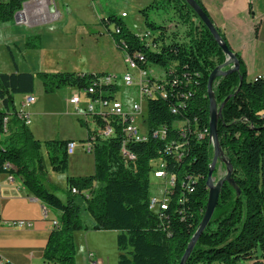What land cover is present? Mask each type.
I'll return each instance as SVG.
<instances>
[{
    "label": "trees",
    "instance_id": "1",
    "mask_svg": "<svg viewBox=\"0 0 264 264\" xmlns=\"http://www.w3.org/2000/svg\"><path fill=\"white\" fill-rule=\"evenodd\" d=\"M29 1L0 0V25L14 22L15 15ZM195 1L206 12L201 1ZM160 11L167 16V24L150 19L152 12ZM140 13L150 34L145 40L115 17L102 24L118 50L145 56L146 63L140 64L143 69H164L168 98L148 102L149 127L166 126L175 132L176 123L189 121L192 129L198 130V141H192L184 162L173 169L186 185L178 186L172 196L165 222L149 210L153 195L150 163L159 157L154 142L134 145L137 161L126 167L120 152L121 135L112 140L98 139L93 152L94 175L68 177L66 202L45 185L42 143L17 119L15 98L33 95L36 77L43 80L45 91L52 93L64 86L85 89L97 74L0 73V133L8 116L12 128L9 138L0 140V175L17 176L28 191L60 213L44 253V259L53 264H75L74 235L81 230L116 232L117 264H180L205 214L214 156L209 141L207 83L213 70L225 63L226 56L185 0L155 1ZM169 22L184 27L183 39L171 31ZM223 40L230 48L224 37ZM237 58L240 70L219 78L214 85L217 105L221 107L228 100L217 132L220 148L232 167V182L224 184L214 215L186 264H264V79L248 82L243 60L239 55ZM173 109H178L177 114L172 113ZM70 143H45L50 163L60 174L68 171ZM217 170L216 167L213 178ZM188 177L195 181H188ZM188 185L193 193L186 190ZM73 189L79 194H74ZM87 191L89 198L83 194ZM78 198L84 200L85 212L92 219L88 226L81 223Z\"/></svg>",
    "mask_w": 264,
    "mask_h": 264
},
{
    "label": "rangeland",
    "instance_id": "2",
    "mask_svg": "<svg viewBox=\"0 0 264 264\" xmlns=\"http://www.w3.org/2000/svg\"><path fill=\"white\" fill-rule=\"evenodd\" d=\"M155 1L159 0H48V7L45 9L36 4V0H31L21 10L24 17L18 19L19 23L24 24V26L19 27L14 21L9 26H14L16 31L9 33H14L15 36L25 33L28 35L25 45L29 48L37 47L32 48L23 58L16 52L17 62L21 69L34 74L41 72L47 74L99 72L116 75L119 77L117 97L131 105L134 101H139L138 93L136 87H126L123 83V77L130 73L137 80L138 72L125 64V53L117 49L102 21H106L109 17H115L122 21L133 34L143 36L148 33V29L140 11ZM123 13L126 14V17L122 16ZM150 19L160 25L168 22L166 21L167 16H164L161 11L159 13L152 12ZM5 26L8 25H0V28ZM169 27L171 31L178 33L180 39H183L185 30L181 24L179 27L170 24ZM110 30H115V24L110 26ZM6 33V28L0 29V35ZM41 48L42 57L38 59L36 56L38 53L35 49ZM9 62L10 66L7 68L8 65L0 57V70L8 71L6 69L11 68L13 71V61L10 60ZM151 70L155 77L160 78L164 75V69L161 66H152ZM75 89L73 86H64L52 93H47L43 80L36 77L33 94V97L37 99L35 109H42V118L32 116L31 120L37 127L42 121V133L39 134L36 130L35 137L42 143L41 154L47 170L44 178L45 185L63 200H67L66 180L68 177H89L95 172L94 154L81 150V153L69 157L68 171L65 174H60L53 169L45 148V143L49 141L74 140L81 146V137L88 138L87 126L81 123L80 119L77 118L78 116L75 115L73 107L68 104V100ZM20 101L21 97L17 96L16 105H19ZM216 167L218 170L214 180L218 182L225 177L226 167L222 162H218ZM159 183V180H151V193L153 195L159 194ZM97 186L100 187L102 184ZM77 203L82 207L80 217L82 225H90L92 219L85 212L84 200L78 198ZM110 234L106 239L104 255L108 264H117L119 256L116 243L117 233L111 232ZM74 241L78 255L82 254L83 251L86 252L85 242L80 240L78 235H74ZM241 264L252 263L244 261Z\"/></svg>",
    "mask_w": 264,
    "mask_h": 264
},
{
    "label": "crops",
    "instance_id": "3",
    "mask_svg": "<svg viewBox=\"0 0 264 264\" xmlns=\"http://www.w3.org/2000/svg\"><path fill=\"white\" fill-rule=\"evenodd\" d=\"M200 1L222 37L226 39L231 50L236 55L241 56L247 72V81L253 82L259 76H264V0ZM7 25V27H2L6 28L7 33L0 35V57L8 65L7 68L10 66L9 61H13L14 69L13 71L11 68L6 69L8 71L0 70V73H32L21 69L16 59V52L22 58L30 52L31 48L25 45L26 36L28 37V35L23 33L24 35L15 36L14 33H9L16 31L15 27ZM16 25L19 27L24 26L18 20L16 21ZM2 28L0 29L2 30ZM35 51L38 53L36 54L37 58L40 59L42 57V48L39 50L35 49ZM85 74L108 73L93 72ZM20 97L21 101L19 105L15 103L16 116L25 98V96ZM34 99V104L26 109L30 120L32 116H40L42 118V109H35L37 99ZM69 100L68 104L75 110L74 106L69 103ZM1 109L2 103L0 101ZM75 115L78 116L77 118L80 119L81 123L85 124L81 116L76 113ZM10 122L11 118L9 117V131L3 136V140H7L11 135L12 128L10 129ZM27 127L35 140L36 130H38L39 134L42 133V121L39 127H37L31 120V124ZM80 140L81 146L76 141L70 140L76 144V147L73 153L69 154V157L81 153V150L90 153L85 147L88 139L81 137ZM79 148L81 149L79 150ZM61 200L66 202V200ZM59 217L60 213L58 211L42 203L40 199L22 185L17 176L0 175V255L6 261V264H45L44 253L49 237L55 227L54 223L58 224ZM20 221L30 222L31 226L18 228L6 225L7 222ZM110 233L92 230H81L77 234L75 233L86 245V252L83 251L82 254L78 255L76 251V264H108L104 255V247L106 239L109 237L108 235H111ZM90 255H93L92 258H90Z\"/></svg>",
    "mask_w": 264,
    "mask_h": 264
},
{
    "label": "built area",
    "instance_id": "4",
    "mask_svg": "<svg viewBox=\"0 0 264 264\" xmlns=\"http://www.w3.org/2000/svg\"><path fill=\"white\" fill-rule=\"evenodd\" d=\"M126 17V14H122ZM119 32V31H118ZM150 34L146 33L140 36L141 40L149 38ZM125 47V45H124ZM125 64L132 70H137L138 78L127 73L123 77V83L126 87H136L139 101H134L131 105L121 101L117 97L119 85L117 81L119 77L112 74H97L89 83L87 88H76L69 103L74 106L75 113L83 118L88 132L89 140L86 143V150L90 153L94 152L95 143L98 139L112 140L121 135L120 152L124 158L126 167L134 166L137 161V155L133 151L134 145H149L155 143L157 145L158 158L153 159L150 163V180H159V194L152 195L149 200V210L165 222L169 211L172 196L178 186L185 187L186 183L174 173L178 165L185 160L187 152L190 150L192 141H198V130L192 129L189 121L179 122L175 124V132L168 127L150 128L148 124L147 105L150 100H165L168 98L166 85L163 77H155L154 72L150 68L143 69L140 64H145L144 55L135 53L131 56L125 53ZM264 76H259L258 78ZM35 102L33 95H27L17 111V117L26 126L31 124L30 116L26 109ZM146 105V106H145ZM146 108V109H145ZM178 109H173L172 113L177 114ZM9 131V117L4 119L3 133H0V139ZM211 141V139H209ZM212 142V141H211ZM76 144L74 142L68 145V153L72 154ZM9 167V166H7ZM188 181H195L191 177ZM151 182V181H150ZM186 190L193 193V189L188 187ZM74 194H79L73 189ZM89 198L90 193H83ZM182 199L179 200V203ZM9 227H30V222H7ZM56 227V222L54 223ZM54 227V228H55ZM93 255H90L92 258ZM0 264H6V261L0 255ZM45 264H53L46 261Z\"/></svg>",
    "mask_w": 264,
    "mask_h": 264
},
{
    "label": "water",
    "instance_id": "5",
    "mask_svg": "<svg viewBox=\"0 0 264 264\" xmlns=\"http://www.w3.org/2000/svg\"><path fill=\"white\" fill-rule=\"evenodd\" d=\"M185 2L189 5V7L193 10V12L197 15L200 22L208 29V31L211 33L215 41L219 44L221 47L223 54L226 56L225 63L216 67L213 72L210 74L208 83H207V91H208V98L210 102V122H209V132H210V138L212 141L214 156L212 160V164L210 166V172L209 177L207 181V186L209 189V196H208V202L205 214L203 216L202 222L192 237L188 248L182 257L180 264H186L189 260L193 249L196 246V243L198 242L199 238L202 236V234L205 232L207 226L209 225L214 212L218 206L220 194L222 191V188L226 182H232V167L230 165L229 159L223 154L219 141H218V122L220 118L222 117V110L227 103L228 100L224 102V104L221 107H218L215 95H214V85L215 82L219 78H224L228 76L229 74L238 72L240 70V63L237 58V55L224 43L223 37L218 30V28L214 25L208 14L200 7V5L195 0H185ZM27 4V3H26ZM23 12L20 11L15 15V21L18 20L19 16ZM242 85V80L240 83V86ZM218 162L224 163L226 167V175L223 179L219 180L218 182H215L213 178V173L216 169V166Z\"/></svg>",
    "mask_w": 264,
    "mask_h": 264
},
{
    "label": "bare ground",
    "instance_id": "6",
    "mask_svg": "<svg viewBox=\"0 0 264 264\" xmlns=\"http://www.w3.org/2000/svg\"><path fill=\"white\" fill-rule=\"evenodd\" d=\"M35 3L44 7L45 9H46V7H48V0H36ZM19 17H24V13H22ZM209 139H211L210 138V132H209ZM210 143H212V142L210 141Z\"/></svg>",
    "mask_w": 264,
    "mask_h": 264
}]
</instances>
